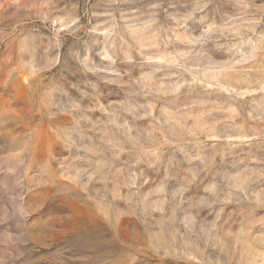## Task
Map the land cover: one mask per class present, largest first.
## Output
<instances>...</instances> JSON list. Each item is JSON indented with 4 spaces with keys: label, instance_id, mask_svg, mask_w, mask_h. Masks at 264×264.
Here are the masks:
<instances>
[{
    "label": "clouds",
    "instance_id": "clouds-1",
    "mask_svg": "<svg viewBox=\"0 0 264 264\" xmlns=\"http://www.w3.org/2000/svg\"><path fill=\"white\" fill-rule=\"evenodd\" d=\"M194 2L191 21L202 23L197 43L205 58L224 48L221 41L235 47L264 28V0H223L231 5L220 19L227 26L213 35L209 24L217 20H208L207 10L216 0ZM0 43V176L11 178L0 190V217L8 218L0 221V264H254L257 247L264 264V234L234 241L217 224L232 201L211 192L207 177L196 182L197 169L185 166L201 160L199 150L187 147L191 142L157 125L139 128L138 117L113 125L107 117L122 110L120 98L102 104L105 93L69 71L59 55L50 59L47 49L25 53L11 33ZM127 65L107 83L138 84V63ZM225 178L215 172L211 183ZM190 188L207 192L219 211L209 204L201 222L185 223L193 209L196 216L201 210L191 203ZM57 214L71 220L56 224ZM20 249L39 255L22 261L23 253L13 254Z\"/></svg>",
    "mask_w": 264,
    "mask_h": 264
},
{
    "label": "rangeland",
    "instance_id": "rangeland-1",
    "mask_svg": "<svg viewBox=\"0 0 264 264\" xmlns=\"http://www.w3.org/2000/svg\"><path fill=\"white\" fill-rule=\"evenodd\" d=\"M197 11L194 0H136L134 8L129 0H0V40L11 33L25 53L47 49L50 59L59 55L69 71L105 93L102 104L120 98L122 110L107 117L113 125L124 121L130 125L138 117L139 128L157 125L181 142H191L187 147L199 150L204 163L197 160L185 166L197 169L196 182L207 177L204 183L211 192L221 198L230 195L232 202L217 224L223 223L234 241L244 242L264 234V40L260 39L264 28L257 27L255 37L235 47L234 41H221L224 48L205 58L197 43L202 23L191 21ZM224 11H231V5L223 0L207 10L208 20H217L215 26L209 24L208 35L227 26L220 20ZM129 59L138 63L136 76L142 80L131 87L120 81L107 83L115 72L123 75ZM31 67L35 70L37 65ZM94 115L103 118L100 112ZM209 159L211 164L205 167ZM215 172L226 177L218 186L211 183ZM10 183V177L0 176V190ZM189 192L191 203L201 210L196 216L193 209L185 223L201 222L209 204L219 211L221 205L213 204L207 192L191 188ZM189 203L186 200L181 207L188 208ZM65 219L71 216L57 214L53 222ZM0 221L7 223L8 218ZM67 239L74 242L75 236ZM259 252L257 247L251 257L254 264H259ZM20 253L22 261L39 255L27 249L13 254Z\"/></svg>",
    "mask_w": 264,
    "mask_h": 264
}]
</instances>
